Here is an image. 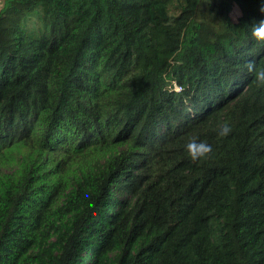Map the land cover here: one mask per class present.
Masks as SVG:
<instances>
[{"label":"trees","instance_id":"16d2710c","mask_svg":"<svg viewBox=\"0 0 264 264\" xmlns=\"http://www.w3.org/2000/svg\"><path fill=\"white\" fill-rule=\"evenodd\" d=\"M260 19V0H2L0 264H264Z\"/></svg>","mask_w":264,"mask_h":264},{"label":"clouds","instance_id":"9594fccd","mask_svg":"<svg viewBox=\"0 0 264 264\" xmlns=\"http://www.w3.org/2000/svg\"><path fill=\"white\" fill-rule=\"evenodd\" d=\"M260 11L264 12V0H260ZM252 35L257 41L264 43V19H260L252 24ZM247 70L252 74L257 86H264V65L255 61H249ZM232 132V125L228 121H223L217 125V134L226 137ZM186 150L193 160L206 157L212 151V145L198 138H191L186 143Z\"/></svg>","mask_w":264,"mask_h":264},{"label":"rangeland","instance_id":"374dc122","mask_svg":"<svg viewBox=\"0 0 264 264\" xmlns=\"http://www.w3.org/2000/svg\"><path fill=\"white\" fill-rule=\"evenodd\" d=\"M2 5V2H0V7ZM240 15V11L238 9V7H234L233 11H232V17L233 19H237V17ZM18 165L19 162L17 159H15V161L13 160L11 163L0 166V176H4V175H13L16 173L17 169H18ZM78 169L75 167L74 171H77ZM117 201H130L132 200L131 194L130 192L126 189V188H119L117 191ZM59 204L62 203V199L59 200L58 202ZM55 241V237H52L51 242ZM41 244H43V247L45 249L50 248V245L45 244L43 242H41ZM120 254L118 255H111L110 257L105 259V263L104 264H117V260L119 258ZM96 262V257L94 256V254L87 252L84 253V264H94Z\"/></svg>","mask_w":264,"mask_h":264},{"label":"built area","instance_id":"2783aa9c","mask_svg":"<svg viewBox=\"0 0 264 264\" xmlns=\"http://www.w3.org/2000/svg\"><path fill=\"white\" fill-rule=\"evenodd\" d=\"M0 2H2V0H0Z\"/></svg>","mask_w":264,"mask_h":264}]
</instances>
